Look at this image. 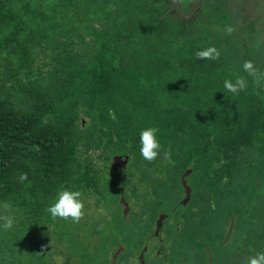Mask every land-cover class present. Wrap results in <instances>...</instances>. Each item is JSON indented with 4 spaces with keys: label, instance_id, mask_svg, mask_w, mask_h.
<instances>
[{
    "label": "trees",
    "instance_id": "obj_1",
    "mask_svg": "<svg viewBox=\"0 0 264 264\" xmlns=\"http://www.w3.org/2000/svg\"><path fill=\"white\" fill-rule=\"evenodd\" d=\"M226 1L0 0V206L20 218L1 250L52 264L45 250L62 237L47 232L56 223L47 208L63 190L102 204L107 242L131 200L126 172L110 169L123 155L148 163L140 134L154 127L156 161L171 172L157 184L170 192L190 171L192 201H214L206 215L246 226L244 262L264 253V77L244 72L243 50L212 29L234 27ZM212 46L218 60L196 58ZM253 64L264 73V45ZM241 77L246 90L225 89ZM79 238L76 253L94 249Z\"/></svg>",
    "mask_w": 264,
    "mask_h": 264
},
{
    "label": "flooded vegetation",
    "instance_id": "obj_2",
    "mask_svg": "<svg viewBox=\"0 0 264 264\" xmlns=\"http://www.w3.org/2000/svg\"><path fill=\"white\" fill-rule=\"evenodd\" d=\"M159 188L161 185L156 184L151 189L150 200L155 204L156 215L148 217L152 224L147 230L143 229V221L134 211L138 196L130 193L128 213L123 220L112 222L107 232V264H245L243 258L249 252L248 232L239 218L206 215L205 208L213 207L214 201H192V189L188 202L185 203L184 198L167 211L163 208L165 200L153 198L155 189L161 195ZM196 209L201 211V216ZM125 210L126 205H122V211ZM130 219L136 220L134 228L122 230L120 225ZM226 220L230 221L232 229L236 226L237 231L225 233Z\"/></svg>",
    "mask_w": 264,
    "mask_h": 264
},
{
    "label": "rangeland",
    "instance_id": "obj_3",
    "mask_svg": "<svg viewBox=\"0 0 264 264\" xmlns=\"http://www.w3.org/2000/svg\"><path fill=\"white\" fill-rule=\"evenodd\" d=\"M227 10L231 13L235 20V25L232 31L229 32L218 26H213V30H218L219 33L224 37L230 35L231 41L237 44L242 50L243 55L240 56V61H251L255 62L256 58H260V49L264 45V0H227ZM254 22V33L250 31L249 23ZM232 43V44H233ZM244 45V47H243ZM88 121V118H84ZM87 123H85L86 125ZM112 176H115L119 169H115L114 163L110 169ZM125 177L128 178L129 188L128 192L137 195V202L134 206L135 213L141 218L143 229L147 230L151 226V220L148 217L156 215L154 212L155 204L150 200L151 189L159 182L168 179L171 172L168 171V165L163 159H158L153 163H131L127 165L124 170ZM188 178V177H187ZM188 180V179H186ZM168 185H165V189L159 188L158 191L163 195L167 196L163 208L169 211L174 205L180 204L185 198L184 189L180 186H175L174 189L167 192ZM82 200L85 204V216L80 223H73L71 220H66V228L62 227L58 222L65 220L56 218V223L46 229L48 233L50 230L56 229L58 235H61L62 239L52 238L50 242V248L46 251V256L51 259L52 264H107L108 257L106 255L107 242H104L103 234H106L104 224L96 222L99 217L104 213L102 204L97 206V199L82 196ZM115 209V206H111ZM111 208V209H112ZM199 209H196L197 215L201 216L202 213ZM179 213V209L177 213ZM17 209L11 207L10 210H6L0 206V215H11L14 218V224H19L20 218L18 217ZM134 215H132L133 217ZM147 217V218H146ZM146 218V219H145ZM92 223H85L94 221ZM3 221H0L2 224ZM136 220L130 219L126 223L120 225L122 230L134 228ZM242 225V224H241ZM243 226V225H242ZM12 229V228H11ZM66 230L74 234L72 240H69L66 235ZM237 231L235 228L230 227V221L226 220L223 231ZM4 229L0 227V245L3 247L2 240L5 239ZM95 232L93 236L89 233ZM98 232V233H97ZM43 231L40 232V236H43ZM85 235V236H84ZM82 238L86 240L87 245L94 247L90 251L85 250L83 247L76 253L75 249L77 241ZM59 238V237H58ZM79 238V239H78ZM74 239V240H73ZM0 248V264H30L28 258L21 254H9L4 252ZM75 247V248H74ZM75 252V253H74ZM38 253V256L40 253ZM93 261V263H91Z\"/></svg>",
    "mask_w": 264,
    "mask_h": 264
},
{
    "label": "clouds",
    "instance_id": "obj_4",
    "mask_svg": "<svg viewBox=\"0 0 264 264\" xmlns=\"http://www.w3.org/2000/svg\"><path fill=\"white\" fill-rule=\"evenodd\" d=\"M228 31L231 32L232 29L229 28ZM195 55L198 60H218L220 58V52L214 46L197 51ZM243 70L257 80L264 77V73H261L251 61H245L243 63ZM224 87L231 93L239 94L240 91L246 90L247 82L242 77L236 79L235 83L231 80H225ZM158 132L159 129L153 127L142 131L140 134V142L142 145L141 154L149 163L155 162L162 151V145L157 139ZM165 158H167V154H165ZM27 179V173L20 174L19 181L21 183ZM2 207L6 210L11 209V205L8 204H4ZM47 211L54 219H70L73 223H80L85 216V204L82 200V193L80 191H60L56 202L50 205ZM0 221H3L0 227L5 231L13 227L14 218L11 215H0ZM245 264H264V253H257L255 256L248 257Z\"/></svg>",
    "mask_w": 264,
    "mask_h": 264
},
{
    "label": "water",
    "instance_id": "obj_5",
    "mask_svg": "<svg viewBox=\"0 0 264 264\" xmlns=\"http://www.w3.org/2000/svg\"><path fill=\"white\" fill-rule=\"evenodd\" d=\"M130 161V156L129 155H123V156H118L115 158L114 160V167L115 169H122V170H125L127 168V165ZM191 174V172H187L185 173L182 178H181V181H182V186L185 190V199H184V202H188L191 198V188L190 186L188 185L187 183V177H189ZM126 205V210H125V215L128 213V204L125 203Z\"/></svg>",
    "mask_w": 264,
    "mask_h": 264
}]
</instances>
